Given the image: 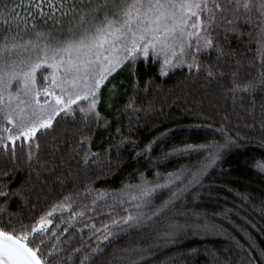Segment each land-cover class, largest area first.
<instances>
[{
	"label": "trees",
	"instance_id": "1",
	"mask_svg": "<svg viewBox=\"0 0 264 264\" xmlns=\"http://www.w3.org/2000/svg\"><path fill=\"white\" fill-rule=\"evenodd\" d=\"M49 27L57 26L50 21ZM215 40L223 54L215 47L209 49L202 54L201 63L223 72V77L217 74L210 81L205 79L206 73L194 75L187 66L168 69L162 75L154 58L141 57L107 81L111 82L109 89L97 105L107 123L84 124L77 113L75 122L68 117L67 123L57 125V131L62 132L76 123L86 135L91 133V151L98 158L88 164L64 145L61 151L52 153L50 136L40 139L39 160L43 167L35 163L29 167L26 149L17 150L15 161L10 153L0 149V185L13 193L6 203L0 197V207L5 209L3 222L19 220L31 224L52 204L71 194L78 202L73 208L82 211L87 206L86 215L70 222V213L65 210L61 222L55 219L60 213H54V225L49 226L54 232L59 233L70 223L73 226L60 235L59 241L50 239L51 233L44 236L41 249L47 255L51 245L57 244L65 259L72 255L67 264H80L79 254L72 253V248L89 241L92 246L99 243L103 248L94 264H123L111 257L128 253L114 249L134 244L149 248L137 264H220L229 258L231 264H246L249 254L259 259L257 253L264 249V171L257 162L264 164V115L260 111L264 85H258L253 96L245 95L235 103L225 89L230 86L232 72L245 81L259 79L264 71V40L254 24L246 25L243 20L236 32L216 29ZM132 100L140 109L135 114L132 109H125ZM124 137L128 139L117 148ZM211 142L223 145L218 150L219 159L207 168L199 184H193L174 202L168 221L128 229L108 241H97L91 235L92 224L101 227L126 215L124 209L133 211L125 193L134 194L141 176L163 183L168 172L183 168L184 175L190 178V173L208 156V149L200 146ZM185 145L193 147L172 151L184 149ZM169 195L168 189H162L153 199L158 204ZM205 220L218 229L209 233L188 231L169 244L152 243L168 222L191 225ZM86 224L89 227H84ZM66 238V243H60Z\"/></svg>",
	"mask_w": 264,
	"mask_h": 264
},
{
	"label": "snow or ice",
	"instance_id": "2",
	"mask_svg": "<svg viewBox=\"0 0 264 264\" xmlns=\"http://www.w3.org/2000/svg\"><path fill=\"white\" fill-rule=\"evenodd\" d=\"M242 20L246 25L254 24L264 40V0H0V149L10 153L13 161L18 149H26L29 167L33 163L43 167L39 160L40 139L50 136L52 153L61 151L64 145L68 152L88 164L98 158L91 151V133L86 135L76 123L62 132L57 131V125L67 123L68 117L75 122L77 113L84 124L107 123L97 110L102 87L117 69L133 65L141 57L154 58L162 75L168 69L187 66L194 75L206 73L205 79L210 81L217 74L223 77V72L202 65L201 56L214 47L222 55L215 30L236 32ZM50 21L57 27H49ZM261 67L264 69V61ZM258 85H264V71L256 81H245L232 72L225 91L235 103L245 95L253 96ZM115 87L113 84L112 89ZM252 106L255 108L254 99ZM125 109H132L133 114L140 111L134 100ZM260 111L264 115V104L260 105ZM116 131L120 133V128ZM127 139L124 137L116 147ZM192 147L185 145L184 149L172 151ZM200 147L208 149V156L190 173V178L184 175L183 168L168 172L163 183L159 179L150 182L141 176L134 194L125 193L133 211L124 209L126 215L101 227L92 224L91 235L97 241H108L128 229L168 221L175 209L174 202L193 184L200 183L207 168L219 159L218 150L223 145L211 142ZM257 167L264 171V164L257 162ZM162 189H168L170 195L157 204L153 196ZM11 195L0 185V197L5 203ZM77 204L71 194L66 195L31 224L19 220L3 222L5 209L0 207V264H67L73 257L69 254L65 259L57 244L51 245L47 255L41 249L44 236L51 233L50 239L59 241L60 235L73 226L70 223L59 233L54 232L49 227L54 225V213H60L55 219L61 222L65 210L70 213L67 217L70 222L86 215L87 206L76 211L73 205ZM217 229V225L207 220L191 225L171 221L152 243L169 244L188 231L209 233ZM66 242L67 238L60 241ZM116 251L128 254L114 255L112 260L137 264L149 248L134 244ZM102 252L99 243L92 246L90 241L72 248V253L79 254L80 264H94L95 257ZM257 256L259 259L247 255L246 264H264V249ZM220 264H231V260H222Z\"/></svg>",
	"mask_w": 264,
	"mask_h": 264
},
{
	"label": "rangeland",
	"instance_id": "3",
	"mask_svg": "<svg viewBox=\"0 0 264 264\" xmlns=\"http://www.w3.org/2000/svg\"><path fill=\"white\" fill-rule=\"evenodd\" d=\"M123 69H124L123 67H121L120 69H117V71L115 73H113L112 76L116 77ZM114 77H112V78H114ZM105 83H106V86L102 87V93H101V100L100 101H102L103 98L105 97L106 91H108V89H109L108 87H109L111 82L109 83V82L106 81Z\"/></svg>",
	"mask_w": 264,
	"mask_h": 264
}]
</instances>
